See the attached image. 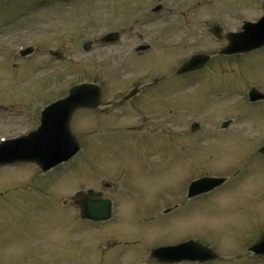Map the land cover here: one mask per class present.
Masks as SVG:
<instances>
[{"label":"rangeland","instance_id":"1","mask_svg":"<svg viewBox=\"0 0 264 264\" xmlns=\"http://www.w3.org/2000/svg\"><path fill=\"white\" fill-rule=\"evenodd\" d=\"M158 2L160 12L149 15ZM262 2H0V139L34 130L40 111L65 97L75 85L99 84L105 103L128 90L144 72L150 73L144 81L150 87L141 96L149 102V110L143 107L146 110L138 112L144 115L132 113L129 104L74 113L70 128L81 151L70 163L47 175L30 164L0 168V264H49L42 250L48 254L49 249L55 250L50 242L62 237L67 222L69 229L80 225L67 200L90 183L113 201V218L99 230L82 225L87 226L86 233L70 239L81 241L84 235L83 255L73 250L58 264H159L151 258L153 249L181 244L188 238L218 255L217 261L208 264H264L262 258L246 253L264 231V159L256 154L253 166L258 160L260 165L254 171L244 169L250 162V149L260 145L247 144V139L260 140L264 106L248 110L238 95L227 90L236 82L243 86L264 83V52L246 57L241 71L226 68L224 60H213L195 73L201 88L186 89L173 76L191 55L214 53L225 44L208 34L210 28L220 25L223 33L233 32L242 21L257 20ZM238 12L242 17L231 21L222 17ZM109 33H117V40L103 42ZM88 41L90 49L84 52L82 46ZM138 45L149 49L133 53ZM27 47L33 51L19 57L18 52ZM254 59L263 60L259 64ZM162 104L165 110L157 114L166 115L159 120L151 116L155 114L152 107ZM237 104L242 126L218 131L219 118L231 117ZM193 122L201 125L198 133L176 139L179 130L186 132ZM153 152L151 170L141 169L140 155ZM133 156L135 162L121 159ZM230 166L238 167L231 175L250 174L254 179L246 183L229 180L211 193L186 199L185 189L193 178L226 176L228 171H222ZM105 183L111 188L103 189ZM242 183L244 189L237 190L236 184ZM168 209L173 210L163 215ZM50 260L57 264L54 257Z\"/></svg>","mask_w":264,"mask_h":264},{"label":"water","instance_id":"2","mask_svg":"<svg viewBox=\"0 0 264 264\" xmlns=\"http://www.w3.org/2000/svg\"><path fill=\"white\" fill-rule=\"evenodd\" d=\"M220 38L219 29L210 31ZM116 35H111L107 40H114ZM228 46L221 50L219 55L229 56L247 53L264 46V18L257 25H246L241 34L227 35ZM88 46V45H87ZM210 56L196 55L190 59L178 74L203 68ZM100 90L95 85H82L73 88L67 98L49 106L42 113L41 126L28 137L16 141L7 142L0 146V165L15 164L19 162L34 163L43 172L68 161L79 150V147L70 134L69 122L74 111L80 108L95 109L99 106ZM264 154V148L261 150ZM222 180H202L191 188L189 197L205 193L220 185ZM202 187L201 189H199ZM96 197L92 192L86 195L78 193L75 199ZM85 207H80L84 218L93 221H103L110 218L109 201H85ZM251 252L264 256V235L250 249ZM156 258L163 262H175L180 260L208 261L214 259V255L194 244H187L178 248H169L156 251Z\"/></svg>","mask_w":264,"mask_h":264},{"label":"flooded vegetation","instance_id":"3","mask_svg":"<svg viewBox=\"0 0 264 264\" xmlns=\"http://www.w3.org/2000/svg\"><path fill=\"white\" fill-rule=\"evenodd\" d=\"M259 58H260V56H259ZM233 58H230V59H227L226 61H225V64H226V66L227 67H232V65H233ZM259 64H260V59H258V61H257ZM242 66H244V64L243 63H238L237 65H236V68L238 69V70H242L241 69V67ZM252 85H247V86H243V85H240V84H236L235 86H230L231 87V90H234V91H239V92H243L244 90H247V94L248 93H250V91L251 90H253V87H251ZM255 87L260 91H263L264 92V83H258V84H256L255 85ZM260 107V106H259Z\"/></svg>","mask_w":264,"mask_h":264}]
</instances>
